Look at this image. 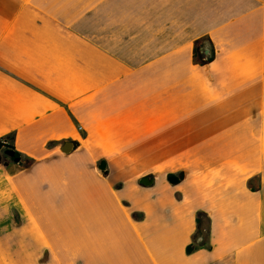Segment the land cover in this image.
Listing matches in <instances>:
<instances>
[{
	"label": "crops",
	"instance_id": "1",
	"mask_svg": "<svg viewBox=\"0 0 264 264\" xmlns=\"http://www.w3.org/2000/svg\"><path fill=\"white\" fill-rule=\"evenodd\" d=\"M7 134L0 264H264V0H0Z\"/></svg>",
	"mask_w": 264,
	"mask_h": 264
},
{
	"label": "trees",
	"instance_id": "2",
	"mask_svg": "<svg viewBox=\"0 0 264 264\" xmlns=\"http://www.w3.org/2000/svg\"><path fill=\"white\" fill-rule=\"evenodd\" d=\"M9 149L13 150L14 156H9L5 153V151ZM14 157H20V154L14 148L13 136L7 134L5 136L0 137V162L5 163L6 160L13 159Z\"/></svg>",
	"mask_w": 264,
	"mask_h": 264
},
{
	"label": "water",
	"instance_id": "3",
	"mask_svg": "<svg viewBox=\"0 0 264 264\" xmlns=\"http://www.w3.org/2000/svg\"><path fill=\"white\" fill-rule=\"evenodd\" d=\"M5 153L8 154L9 156H14L13 150H10V149L9 150H6ZM19 158L20 157H14L13 159L14 160H19ZM103 166H104V161H101L99 168H103ZM173 178H175V177L174 176L169 177V180H172Z\"/></svg>",
	"mask_w": 264,
	"mask_h": 264
}]
</instances>
